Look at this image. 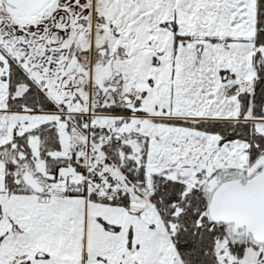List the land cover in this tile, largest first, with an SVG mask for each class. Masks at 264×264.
Segmentation results:
<instances>
[{
	"label": "snow or ice",
	"instance_id": "obj_1",
	"mask_svg": "<svg viewBox=\"0 0 264 264\" xmlns=\"http://www.w3.org/2000/svg\"><path fill=\"white\" fill-rule=\"evenodd\" d=\"M0 264H264V0H0Z\"/></svg>",
	"mask_w": 264,
	"mask_h": 264
}]
</instances>
